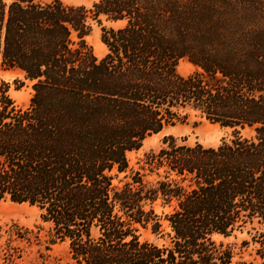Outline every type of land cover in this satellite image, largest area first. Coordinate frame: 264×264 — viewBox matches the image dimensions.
Returning a JSON list of instances; mask_svg holds the SVG:
<instances>
[{"label": "trees", "instance_id": "obj_1", "mask_svg": "<svg viewBox=\"0 0 264 264\" xmlns=\"http://www.w3.org/2000/svg\"><path fill=\"white\" fill-rule=\"evenodd\" d=\"M101 16L122 24L102 26L99 58L86 37ZM0 68L34 91L20 107L0 78V200L37 207L50 244L78 264H229L216 236L246 232L240 264H264V0H0ZM186 109L232 137L167 135L145 156L158 179L116 183Z\"/></svg>", "mask_w": 264, "mask_h": 264}, {"label": "rangeland", "instance_id": "obj_2", "mask_svg": "<svg viewBox=\"0 0 264 264\" xmlns=\"http://www.w3.org/2000/svg\"><path fill=\"white\" fill-rule=\"evenodd\" d=\"M62 1L65 4L84 5L90 8L95 0ZM90 23L92 30L86 39L92 45L95 54L101 58L107 52V47L101 40L102 26L117 27L122 23L108 21L105 16H101V23L93 19H90ZM197 68L187 58L180 60L178 65V71L182 75H189ZM0 78L10 84V95L15 103L23 108L28 107L34 91L32 82L25 78L24 73L18 69L0 68ZM184 112L189 115L183 123L168 126L161 132L149 136L140 149L128 153L131 169L127 173L120 174L116 183L120 179L125 180L124 176L130 175L132 170H140L146 181L158 179L155 174L149 172L145 156L150 151L159 150L164 145L163 139L167 135H174L178 138L186 137L191 144L199 141L206 146H216L222 140L232 137V128L212 123L194 110L186 109ZM241 132L247 137L254 135V130L249 127L241 130ZM156 208L158 212L170 210V208L163 209L159 203ZM148 237L157 240L159 243L163 242V239H156L155 236L148 235ZM247 237L246 232H236L228 237L216 236L218 242L231 246L234 250L229 264H240L244 260L253 258V245L250 247L242 246V241ZM50 238L49 226L42 221L37 207L14 203L8 199L0 200V264H78L71 257L66 242L52 245Z\"/></svg>", "mask_w": 264, "mask_h": 264}]
</instances>
